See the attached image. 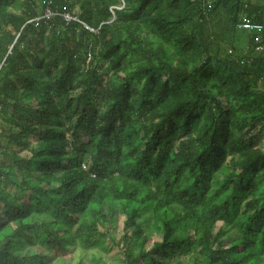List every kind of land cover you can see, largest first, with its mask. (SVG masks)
Masks as SVG:
<instances>
[{
    "label": "trees",
    "instance_id": "1",
    "mask_svg": "<svg viewBox=\"0 0 264 264\" xmlns=\"http://www.w3.org/2000/svg\"><path fill=\"white\" fill-rule=\"evenodd\" d=\"M0 211V264H264V0H0Z\"/></svg>",
    "mask_w": 264,
    "mask_h": 264
},
{
    "label": "rangeland",
    "instance_id": "2",
    "mask_svg": "<svg viewBox=\"0 0 264 264\" xmlns=\"http://www.w3.org/2000/svg\"><path fill=\"white\" fill-rule=\"evenodd\" d=\"M220 21H222V18ZM238 34L241 35V37H238L239 39L238 46L239 49L243 50L244 37L242 36H245L247 32L244 30H238ZM10 149L16 151L19 155H25L24 151H20L13 146H11ZM3 221H4L3 213L0 211V225L3 223ZM122 223H123V217L119 216L116 222L117 229L113 234L115 238V242L118 241L121 245H123V242H121L119 238L123 230ZM127 232H128L127 236H129L130 229H128ZM105 246H106L105 251H102L99 248H93L91 250H82L79 249L78 247H69L68 252L64 255H60V254L57 255L54 252L48 253L47 255L52 260H54V262H61L62 264H121L120 254H119L120 251L118 247H116L114 243L110 242L109 239L105 240ZM29 248L32 249L33 247H29Z\"/></svg>",
    "mask_w": 264,
    "mask_h": 264
},
{
    "label": "built area",
    "instance_id": "3",
    "mask_svg": "<svg viewBox=\"0 0 264 264\" xmlns=\"http://www.w3.org/2000/svg\"><path fill=\"white\" fill-rule=\"evenodd\" d=\"M50 2L48 1L47 5L44 6L43 11L41 14L37 17H34L33 19H30L27 21V23L33 22L35 25H37L41 20H51L52 18L55 17H60L66 24L69 22H76L81 24L84 28L88 29L90 32L95 33L96 30L88 28L84 23L78 20L76 16H73L69 13H58L56 11H52L51 8L49 7ZM237 29L241 30H246V31H253V30H258L259 26L252 24L248 19L242 18L237 24H236ZM257 49H262V47H257Z\"/></svg>",
    "mask_w": 264,
    "mask_h": 264
}]
</instances>
